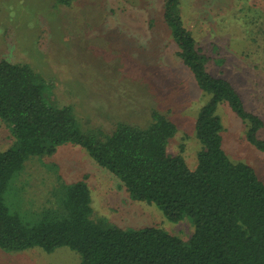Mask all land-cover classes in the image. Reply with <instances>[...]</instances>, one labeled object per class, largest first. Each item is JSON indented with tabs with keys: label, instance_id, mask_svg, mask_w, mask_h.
<instances>
[{
	"label": "rangeland",
	"instance_id": "rangeland-1",
	"mask_svg": "<svg viewBox=\"0 0 264 264\" xmlns=\"http://www.w3.org/2000/svg\"><path fill=\"white\" fill-rule=\"evenodd\" d=\"M182 20L210 74L229 80L245 108L264 120V1L181 0ZM178 48L163 22V0H0V60L29 66L53 107H71L86 130L110 133L120 122L145 127L157 110L177 127L168 146L190 169L200 145L195 121L210 99L177 57ZM218 114L223 147L264 183V152L245 139V127L226 104ZM264 139V129L258 134ZM15 144L0 119V152ZM84 182L91 193L92 219L122 229L160 228L188 241L189 220L168 221L153 204L133 200L123 183L72 144L52 156L29 160L16 178L9 204L32 222L51 205L61 184ZM0 264H80L74 251L0 249Z\"/></svg>",
	"mask_w": 264,
	"mask_h": 264
},
{
	"label": "trees",
	"instance_id": "trees-1",
	"mask_svg": "<svg viewBox=\"0 0 264 264\" xmlns=\"http://www.w3.org/2000/svg\"><path fill=\"white\" fill-rule=\"evenodd\" d=\"M163 22L177 57L210 96L194 125L200 145L196 167L168 153L177 127L163 113L152 110L145 127L120 122L109 134L86 130L71 107L45 100L44 86L29 66L0 60V119L15 138L0 152L1 250L40 248L50 254L65 247L79 255L80 264H264V183L252 167L227 155L218 110L226 104L244 125L246 141L260 152L264 120L245 108L229 80L208 72L210 58L185 28L181 0H163ZM65 144L85 150L133 200L155 205L172 223L189 220L192 236L183 241L160 228L122 229L105 219L95 221L84 182L61 184L51 193V205L25 221L9 204L16 178L29 160L52 156Z\"/></svg>",
	"mask_w": 264,
	"mask_h": 264
}]
</instances>
